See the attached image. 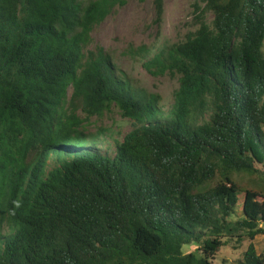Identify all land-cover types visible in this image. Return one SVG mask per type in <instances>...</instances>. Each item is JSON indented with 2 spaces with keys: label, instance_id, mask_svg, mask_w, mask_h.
Instances as JSON below:
<instances>
[{
  "label": "trees",
  "instance_id": "1",
  "mask_svg": "<svg viewBox=\"0 0 264 264\" xmlns=\"http://www.w3.org/2000/svg\"><path fill=\"white\" fill-rule=\"evenodd\" d=\"M118 1L0 0V264H214L238 208L264 264V0L132 50L178 77L168 108L87 51ZM113 107L130 129H92Z\"/></svg>",
  "mask_w": 264,
  "mask_h": 264
},
{
  "label": "rangeland",
  "instance_id": "2",
  "mask_svg": "<svg viewBox=\"0 0 264 264\" xmlns=\"http://www.w3.org/2000/svg\"><path fill=\"white\" fill-rule=\"evenodd\" d=\"M202 0H164L165 15L162 22H156L155 0H119L112 12L95 26L92 41L87 51H98L102 48L109 54L117 67L128 74L131 80L151 93L160 94L162 104L168 108L173 101V94L179 86L178 77L171 72L154 74L146 70L132 50L141 46H152L157 41L167 38L173 42L184 39L198 27ZM209 22L213 15L206 14ZM94 120L93 127L102 125L115 131L130 129V121L122 118L119 109L113 107L103 117ZM242 218L241 208L230 218L233 222L226 231V245L223 246L214 264H241L249 240L240 239L246 236L247 230L236 225ZM259 254L264 255V235L254 240ZM196 242L184 246L185 252L195 250Z\"/></svg>",
  "mask_w": 264,
  "mask_h": 264
}]
</instances>
